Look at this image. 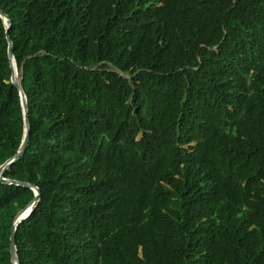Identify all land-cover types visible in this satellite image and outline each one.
Here are the masks:
<instances>
[{
  "label": "trees",
  "instance_id": "obj_1",
  "mask_svg": "<svg viewBox=\"0 0 264 264\" xmlns=\"http://www.w3.org/2000/svg\"><path fill=\"white\" fill-rule=\"evenodd\" d=\"M39 197L18 264H264V0H0ZM0 17V163L22 135ZM33 195L0 181V264Z\"/></svg>",
  "mask_w": 264,
  "mask_h": 264
},
{
  "label": "water",
  "instance_id": "obj_2",
  "mask_svg": "<svg viewBox=\"0 0 264 264\" xmlns=\"http://www.w3.org/2000/svg\"><path fill=\"white\" fill-rule=\"evenodd\" d=\"M0 17L2 19L4 28H5L4 36L6 39V55L8 58L9 68H10L9 80L10 82L13 83V85L17 89V93L19 97V104H20L21 114H22L21 139H20L19 145L16 148L15 152L11 154L10 156H8L6 159H4L0 163V181L6 182V183H13L17 185L28 186L29 188H31L33 192L32 197L15 212V214L12 217L10 227H9L8 246H9L10 260L12 264H18V256H17L15 244H14V230H15L16 224L22 219H24L29 214L33 206L35 205L39 197V189L35 184L31 182L3 176V170L7 168L10 165V163L13 162L16 158H18L25 148V145L28 140L29 118L27 114V105H26L25 95L19 83L21 75L17 74V76L15 77V74L13 72V67L16 68V64H15L14 57L12 54L11 38L8 34V27L10 25V21H9L7 14H5L1 9H0ZM16 73H17V68H16Z\"/></svg>",
  "mask_w": 264,
  "mask_h": 264
},
{
  "label": "bare ground",
  "instance_id": "obj_3",
  "mask_svg": "<svg viewBox=\"0 0 264 264\" xmlns=\"http://www.w3.org/2000/svg\"><path fill=\"white\" fill-rule=\"evenodd\" d=\"M13 72H14L15 77H16L17 76V73H16V68L15 67H13Z\"/></svg>",
  "mask_w": 264,
  "mask_h": 264
}]
</instances>
